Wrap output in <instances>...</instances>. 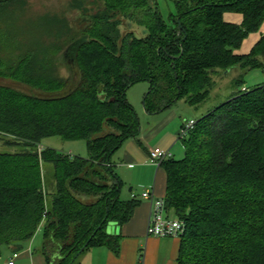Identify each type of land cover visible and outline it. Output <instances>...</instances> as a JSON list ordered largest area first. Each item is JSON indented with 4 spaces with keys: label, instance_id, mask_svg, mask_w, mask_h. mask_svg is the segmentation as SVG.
Wrapping results in <instances>:
<instances>
[{
    "label": "trees",
    "instance_id": "16d2710c",
    "mask_svg": "<svg viewBox=\"0 0 264 264\" xmlns=\"http://www.w3.org/2000/svg\"><path fill=\"white\" fill-rule=\"evenodd\" d=\"M90 1L102 7L81 10L84 28L55 19L64 44L21 42L6 20L22 0L0 1V146L14 149L0 151V262L4 249L21 252L43 224L46 264H78L95 248L119 255L122 238L109 228L128 223L141 203L122 199L113 163L140 136L128 91L151 84L149 115L181 101L199 107L217 79L239 70L229 97L182 141L184 157L162 165L164 199L185 225L178 264H264V85L242 91L248 73L264 70V36L250 54H235L259 32L264 0H172L168 20L158 0ZM226 13L242 15V24L226 23ZM123 19L146 35L121 32ZM53 138L85 141L88 158L47 148ZM46 164L54 169L50 200Z\"/></svg>",
    "mask_w": 264,
    "mask_h": 264
},
{
    "label": "crops",
    "instance_id": "0c3cea01",
    "mask_svg": "<svg viewBox=\"0 0 264 264\" xmlns=\"http://www.w3.org/2000/svg\"><path fill=\"white\" fill-rule=\"evenodd\" d=\"M224 20L228 24L241 25L243 17L240 14L226 13ZM263 36L264 22L259 32L250 34L243 42L242 47L235 51V54L240 56L250 54ZM240 74L239 70H232L224 79L233 82ZM248 75H251L255 87L264 85V70L257 71L255 74L251 72ZM248 90L251 89L246 85L242 88V91ZM173 109L150 115L149 119L144 118V122L140 118L141 132L139 138L127 141L116 154L118 158L115 164H119L123 170L120 177L125 184L124 187L132 185L139 187L138 193L131 196L126 194L127 197L124 200H131L133 197L140 200L146 188H152L157 197L165 198L167 174L163 168H157L149 163V153L151 150L159 148L169 150L173 154V159L175 156L183 158L185 150L183 143L178 139L179 132L185 120H198V118L190 117L186 110L174 111ZM131 189L129 194L134 192V188ZM140 201V205L128 223L123 226L113 224L109 228V233L122 238L119 255H115L107 248H95L88 252L83 264H178L180 239H161L148 236L147 227L151 217V205ZM42 227L43 225L41 229ZM10 257L5 255L3 264H7ZM28 258L32 264H46L44 257L35 260L32 247H29L26 253L19 254L15 264H26Z\"/></svg>",
    "mask_w": 264,
    "mask_h": 264
},
{
    "label": "rangeland",
    "instance_id": "374dc122",
    "mask_svg": "<svg viewBox=\"0 0 264 264\" xmlns=\"http://www.w3.org/2000/svg\"><path fill=\"white\" fill-rule=\"evenodd\" d=\"M0 1H3V0H0ZM79 1L81 0H22L23 4L21 5L20 3H18V6H16L17 11L16 13L14 12V14L16 15L15 18H12L9 16V19L6 20L7 27H9L10 25V27H12L13 29H16V32L20 34V36H18L19 37L18 39H20V41L23 43H27L30 41L36 42L38 40H42L43 42H46L47 44H51V43L64 44L66 41L65 37L59 36L60 34L58 33V31L62 28V24L60 22H56L55 19L66 20L68 21L70 28H72L74 31L79 30V29L84 28V25H85V24H82L83 22L81 21V18L79 17V16L84 15L82 13L83 8L85 7L88 8L89 14L87 15H92L96 13L97 9L102 7V3L100 2L93 3L90 0H84V4L81 3L79 5ZM159 4H160V9H161V12L164 18L168 20L170 13L175 12L172 0H160ZM44 21H46L47 24ZM40 24L44 28L41 27ZM1 25L5 26L6 23L1 24ZM45 25L48 27H45ZM47 30H49L48 32L52 34H49L48 32L46 34ZM121 32L125 34L127 32H132V33H135L137 37H144L146 35V29L136 25L130 19L122 20ZM257 71H261V70H255L252 72H254L255 74L257 73ZM60 74L63 77L69 76V71L64 65L60 67ZM248 74L245 77V85L248 88L252 89L255 87V84L252 82L253 79L251 75H248ZM216 81H217V87L212 93L207 103H204L203 105L199 107H190L186 105L183 101H181V102H178L173 107L174 109L173 108L172 109L174 111L186 110V113L190 117H195V118L200 119L204 115V113H207V111L212 110L216 106L220 105V103L224 102L229 97L228 95H230V93L233 91V87H232L233 83L230 80L217 79ZM150 88H151V84L149 82H143V83L133 86L128 91V94H127L129 102L135 108L142 122H144V118L147 120L150 117V115L147 113L144 107V100L147 94L150 92ZM44 145H46L47 148L56 149L62 153L71 155L72 157H80L83 159L88 158L87 143L85 141H79L76 143H64L58 138H53V139L47 140ZM0 151L13 152L14 149L0 146ZM117 158H118L117 155L113 157L114 164H115V161H117ZM174 159L179 161L182 159V157L180 158L178 156H175ZM121 169L122 168H120L119 164H115V172L119 176H121V173L123 171ZM43 179H44V187H45L46 193L48 194V197L50 200V198L55 193L54 169L52 165L50 164L44 165ZM131 188H134V192H131V194H129ZM138 190H139V187L137 185L125 186L123 190L124 193H123L122 199H125L127 195L131 196L134 193H138ZM44 231H45V224H43L42 229L40 227L39 231L37 232L35 237L32 239V241L27 246H25V248L21 252H19V254L26 253L29 247H32V253L35 256V260H40V258H43L39 249L40 247H42V243L44 240ZM9 250L10 249H4L3 258L1 259L0 264H3V262L5 261V255L6 257H10V256L12 257L13 252ZM88 252H86L79 259L78 264H83L84 258H86ZM16 261L17 259L15 260V262ZM26 264H32L29 258H28V263Z\"/></svg>",
    "mask_w": 264,
    "mask_h": 264
},
{
    "label": "built area",
    "instance_id": "2783aa9c",
    "mask_svg": "<svg viewBox=\"0 0 264 264\" xmlns=\"http://www.w3.org/2000/svg\"><path fill=\"white\" fill-rule=\"evenodd\" d=\"M197 120H185L181 128L178 139L183 141L190 132L195 128ZM44 148L41 146L39 151ZM173 155L169 150L153 149L149 153V163L157 168L172 159ZM141 200L151 205V217L147 227V235L156 238H176L180 239L185 233V225L178 219L169 215L164 198L155 195L152 188L144 190ZM19 258V253H13L7 264H15V260Z\"/></svg>",
    "mask_w": 264,
    "mask_h": 264
},
{
    "label": "water",
    "instance_id": "95a60500",
    "mask_svg": "<svg viewBox=\"0 0 264 264\" xmlns=\"http://www.w3.org/2000/svg\"><path fill=\"white\" fill-rule=\"evenodd\" d=\"M140 132H141V130H140ZM130 191H132V189Z\"/></svg>",
    "mask_w": 264,
    "mask_h": 264
}]
</instances>
